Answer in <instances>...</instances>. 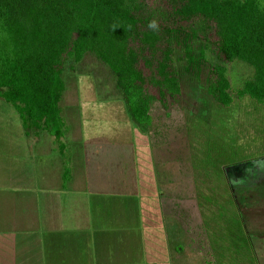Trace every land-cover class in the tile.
I'll list each match as a JSON object with an SVG mask.
<instances>
[{
  "label": "rangeland",
  "instance_id": "obj_1",
  "mask_svg": "<svg viewBox=\"0 0 264 264\" xmlns=\"http://www.w3.org/2000/svg\"><path fill=\"white\" fill-rule=\"evenodd\" d=\"M201 45L211 61L208 48L196 42ZM185 56L180 47L172 54L182 93L169 96L166 106L154 101L152 124L144 129L107 64L90 53L72 62L63 73L61 100L68 133L81 134L78 150L89 180H108L99 192L126 196L128 209L140 216L152 213L143 221L154 228L152 242L158 241L164 258L147 264H180L172 247L199 264L193 236L198 245L204 241L208 264H264V105L237 95L254 68L241 61L227 64L234 101L224 106L208 92L209 65L196 77ZM4 102L0 133H26L18 112L17 122L6 118ZM185 226L195 234H185Z\"/></svg>",
  "mask_w": 264,
  "mask_h": 264
},
{
  "label": "trees",
  "instance_id": "obj_2",
  "mask_svg": "<svg viewBox=\"0 0 264 264\" xmlns=\"http://www.w3.org/2000/svg\"><path fill=\"white\" fill-rule=\"evenodd\" d=\"M178 47L194 76L209 65L208 92L224 106L234 101L227 64H249L254 75L237 95L264 105V0H0V95L26 129L60 139L63 73L90 53L115 74L144 129L154 101L166 106L182 93L172 59Z\"/></svg>",
  "mask_w": 264,
  "mask_h": 264
},
{
  "label": "crops",
  "instance_id": "obj_3",
  "mask_svg": "<svg viewBox=\"0 0 264 264\" xmlns=\"http://www.w3.org/2000/svg\"><path fill=\"white\" fill-rule=\"evenodd\" d=\"M3 106L6 118L17 122V108L7 101ZM23 128L26 133H0V264H147L164 258L158 241L152 242L154 228L143 221L152 213L140 216L128 209L126 196L99 192L108 185L103 176L89 180L78 150L80 133L67 130L58 139L47 129ZM185 227V234H195ZM193 244L197 263L208 264L204 241L198 245L193 236ZM179 250L170 251L175 261L192 264Z\"/></svg>",
  "mask_w": 264,
  "mask_h": 264
}]
</instances>
